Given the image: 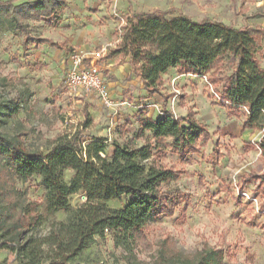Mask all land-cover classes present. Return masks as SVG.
Here are the masks:
<instances>
[{
    "label": "rangeland",
    "instance_id": "rangeland-1",
    "mask_svg": "<svg viewBox=\"0 0 264 264\" xmlns=\"http://www.w3.org/2000/svg\"><path fill=\"white\" fill-rule=\"evenodd\" d=\"M7 1L17 6L41 0ZM64 1L66 7L54 16L22 19L30 36L43 42L25 43L17 25L0 19V133L43 154L76 137L84 157L103 144L104 151L98 154L110 158L114 143L136 148L146 144L147 133L137 136L143 116L158 119L170 112L185 117L191 111L208 131L193 152L178 155L169 147L152 149L148 162L176 173L175 179L161 186V191L176 198L172 215L156 213L126 248L115 244L105 231L103 238L95 237L71 261L194 264L200 253L207 252L220 255V264H264V192L257 178L264 173V153L259 149L264 130L232 131V123L242 127L246 108L228 113L218 106L217 91L231 73L234 60L224 57L211 77L179 74L174 69L162 76L160 92L148 95L128 58L110 55L129 16L163 11L169 17L183 15L194 21L210 19L253 29L258 38L256 58L264 67V0ZM76 54L85 66L99 67L109 87V104L95 94L71 92L64 85ZM73 173L65 170L64 180L68 182ZM9 185L17 190L20 207L11 211L5 202L1 205L10 222L21 221L26 235L32 237L46 236L57 222L67 220L65 211L50 207L69 204L77 208L87 199L84 193L61 199L39 158ZM127 201L106 205L120 209ZM27 204L34 205L29 213L22 210ZM41 248L38 259L12 258L0 251V264H53L50 248Z\"/></svg>",
    "mask_w": 264,
    "mask_h": 264
},
{
    "label": "trees",
    "instance_id": "trees-1",
    "mask_svg": "<svg viewBox=\"0 0 264 264\" xmlns=\"http://www.w3.org/2000/svg\"><path fill=\"white\" fill-rule=\"evenodd\" d=\"M65 7L64 0L31 1L17 6L0 0V19L10 26L17 25L25 43L43 42L30 36L22 19L38 21L56 15ZM120 30V40L110 55L128 58L148 95L160 92L162 76L169 69H176L179 74L211 77L222 59L231 57L233 69L217 91L218 106L228 113L246 108L242 129L264 130V67L256 58L258 38L253 29L210 19L194 21L183 15L169 17L163 11H152L129 16ZM138 122L137 136L147 133L146 144L136 148L114 143L110 158L99 156L104 151L103 144L84 157L76 137L58 143L43 154L32 152L0 133V205L5 202L11 211L20 207L17 190L10 187L9 181L20 179L22 170L37 158L44 160L47 178L61 199L82 193L87 198L77 208L69 204L50 207L53 211H65L67 220L57 222L55 229L40 237L27 236L23 223L10 222L5 206L1 205L0 251H7L12 258L38 259L43 253L41 247L47 246L53 264H77L71 259L88 248L95 237L103 238L105 231H109L115 244L126 248L139 238L156 213L172 215L176 198L161 191V186L175 179L176 173L148 162L152 149L169 147L178 155L193 152L197 142L208 137V131L191 111L185 117H175L170 112L158 119L143 116ZM259 149L264 153V133ZM65 170L74 172L68 182L64 180ZM257 178L264 192V173ZM124 198L128 201L120 209L106 205ZM33 206L27 204L22 210L29 213ZM220 260L217 253L206 252L200 253L194 264H220Z\"/></svg>",
    "mask_w": 264,
    "mask_h": 264
},
{
    "label": "built area",
    "instance_id": "built-area-1",
    "mask_svg": "<svg viewBox=\"0 0 264 264\" xmlns=\"http://www.w3.org/2000/svg\"><path fill=\"white\" fill-rule=\"evenodd\" d=\"M64 85L71 92L95 94L103 103L109 104L111 98L108 84L96 65H88L82 57L74 55L64 77Z\"/></svg>",
    "mask_w": 264,
    "mask_h": 264
},
{
    "label": "crops",
    "instance_id": "crops-1",
    "mask_svg": "<svg viewBox=\"0 0 264 264\" xmlns=\"http://www.w3.org/2000/svg\"><path fill=\"white\" fill-rule=\"evenodd\" d=\"M173 70H174V69H169V70L167 71L168 74L171 73V71H173ZM167 72H166V73H167ZM238 129H242V127L239 126L238 124H235V123L233 124V123H232V131H235V130H238ZM244 130H245V129H244Z\"/></svg>",
    "mask_w": 264,
    "mask_h": 264
}]
</instances>
